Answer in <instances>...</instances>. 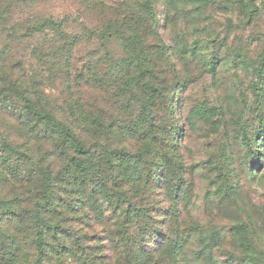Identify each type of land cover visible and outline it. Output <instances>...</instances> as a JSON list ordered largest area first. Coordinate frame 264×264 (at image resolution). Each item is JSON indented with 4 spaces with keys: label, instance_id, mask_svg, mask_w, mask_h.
I'll return each mask as SVG.
<instances>
[{
    "label": "rangeland",
    "instance_id": "1",
    "mask_svg": "<svg viewBox=\"0 0 264 264\" xmlns=\"http://www.w3.org/2000/svg\"><path fill=\"white\" fill-rule=\"evenodd\" d=\"M101 1L1 0L5 23L14 29L3 36L10 47L7 60L26 74L37 73V85L50 106L67 107L76 98L87 103L94 118L89 132L79 128V116L68 119L86 144L101 142L104 153L106 148L143 150L150 145L149 159L166 160V174L153 183L142 176L132 184L137 194L128 198L131 182L122 183L123 168H105L107 182L100 196L83 200L75 195V201L62 203L64 213L50 216L66 228L56 238L48 236L43 264H116L121 259L128 264H264V0ZM51 17L65 20L68 33L91 37L71 54L72 99L62 76L54 78L49 66L38 61L62 44L54 31L23 37L28 25ZM127 20L133 28L121 31L130 28L127 37L136 30V41L128 44L120 36L105 48L94 38ZM143 51L154 63L145 59L150 69L142 86L135 83L134 68L127 72L124 64ZM138 122L142 125L136 126ZM172 135L175 140L169 142ZM159 137L165 142L156 144ZM118 161L125 159L119 155ZM31 185L32 191L39 188L38 182ZM127 198L138 205L158 203L160 210L151 212L161 223L154 232L157 239L153 225L148 234L132 228L134 245L115 235L120 224L110 226L108 233L104 225L91 226L90 218L99 220L102 207L110 209V216L124 217ZM120 201L121 210L114 212ZM147 218L139 217L137 223ZM165 218L170 223L163 229ZM243 227L251 250L241 245ZM162 240L164 246L159 245ZM28 251L27 264H34L33 251ZM126 251L135 258H121L118 253Z\"/></svg>",
    "mask_w": 264,
    "mask_h": 264
},
{
    "label": "trees",
    "instance_id": "2",
    "mask_svg": "<svg viewBox=\"0 0 264 264\" xmlns=\"http://www.w3.org/2000/svg\"><path fill=\"white\" fill-rule=\"evenodd\" d=\"M87 3L97 5L103 2L87 0ZM5 20V15L1 13L0 8V264H27L26 254L29 252V248L33 251L34 264H43L44 254L47 255L48 252V236L56 238L66 228L59 219L50 218L52 214L64 213L61 207L62 203L70 204L75 201V195L83 200H85L84 197L90 196L97 198L104 191L107 182L106 169L109 168L115 172L118 167L123 168L122 183L124 180L131 182L127 184L130 186V190L125 192L129 198L132 193H136L134 189H131L133 182H138L142 176L152 183L164 179L167 164L166 160H162V158H158L156 161L149 159L150 145L149 148L143 150L132 149L128 146H125L126 148L119 146L112 151L106 148L104 153L101 142L96 140L95 145L86 144L77 131L79 129L74 127V122L68 121V119L74 120L79 116L82 122L79 128H82L83 132H89L91 125L94 124L91 123V120L94 121V118L87 103L82 98H76L74 103H69L67 107H53L50 106L51 101H45L47 96L37 85L36 79L37 77L39 79L37 73L26 74L25 71L23 72L24 69L7 60L6 51L10 47L8 40L5 39L3 42V36L6 30L10 35L14 29H9ZM123 23L114 25L112 29H106L102 33L97 32L94 34V38L100 39L102 45L107 48L112 40H117L120 36H123L124 39L125 32L131 30L128 28L121 31L122 28L130 26L128 20ZM130 27L133 28V25ZM47 30H53L57 41L60 40L62 44L54 45L53 54H46L38 59L39 64L42 67L49 66L50 71L54 72V78L62 76L70 88L69 97L72 99L75 91L71 88L75 89V87L70 75L71 54L74 46L79 44L82 39L91 37L88 36L89 34L79 36L75 33H68L66 21L56 20L52 17L28 25L26 35L24 34L23 37ZM138 36L140 37L136 30L132 29V33L130 32L125 40L130 44L131 41H136ZM106 54L108 53L106 52ZM131 59L128 64H124V68L127 69V72L134 68L138 74L133 76V78H137L135 83H140L143 86L145 83L142 78L150 69L149 64H145V59L153 64V58L149 52L143 51L142 54ZM53 63L57 66H54ZM88 69H92L91 65ZM85 78L87 77L85 76ZM78 80L80 79L76 77V81ZM67 108L68 112L65 115ZM141 125V122L136 124V126ZM156 127L157 134L161 136L162 125L158 124ZM170 128H167L168 131ZM167 129L163 130L166 132ZM168 134L171 135L170 131ZM18 136H21L22 139ZM173 136L169 138L166 136V139L168 138L169 142L170 138L175 140V136ZM138 140L140 138H137ZM162 141L165 142L164 138L160 137L154 140L156 144ZM119 155L123 156L125 161L119 162ZM140 166L144 167V171L142 169L144 175H141ZM31 182H38L39 188L32 191ZM115 182H119V179H115ZM77 186L78 188H76ZM83 188H87L89 191L86 190L84 194L82 193ZM128 198L127 200H129ZM157 204L138 205L129 200L124 217L119 218L115 213L110 216L108 214L110 209L102 207L99 210L102 213L99 220L95 217L90 218L93 220L91 226L93 224L104 225L107 228L104 229V232L108 233L110 226L116 228L120 224V231L118 228L115 229V235L124 238L128 245H134L135 232L132 231V228L140 234H144L145 231L148 234V230L153 225L151 233L155 240L157 237L154 232L159 231L161 223L159 219H156L157 217L152 216L151 212L157 209ZM120 207H122L121 201L115 206L114 212L121 210ZM73 209L72 212L75 210ZM94 209L96 210V208ZM142 216L148 218L145 222L141 221L138 224L137 218ZM154 217L157 221L153 219ZM169 223L168 218L163 219L162 228L166 229ZM241 230L246 235L243 237L241 245H245L248 250H251L250 238L245 227ZM238 231L240 230L238 229ZM112 236L113 233H111ZM235 236H237V232ZM91 237L90 235L87 238ZM165 243L166 240H162L159 245L164 246ZM145 250L148 249L145 248ZM118 254L122 256L121 258H135L127 251L124 255L122 252ZM116 264H128V260L121 259Z\"/></svg>",
    "mask_w": 264,
    "mask_h": 264
}]
</instances>
